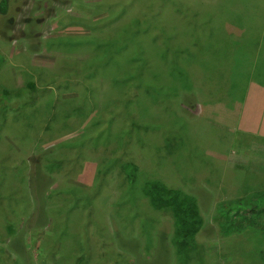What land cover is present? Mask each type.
<instances>
[{
  "label": "rangeland",
  "instance_id": "rangeland-1",
  "mask_svg": "<svg viewBox=\"0 0 264 264\" xmlns=\"http://www.w3.org/2000/svg\"><path fill=\"white\" fill-rule=\"evenodd\" d=\"M102 1L0 0V264H77L74 257L86 264H264L260 232L218 228L221 203L264 195V113L247 105L264 96V0H185L197 11L199 3L203 12L214 9L219 37L230 36L232 50L221 69L225 89L212 93L194 75L203 71L193 69L183 76L191 91L171 83L173 101L150 92L163 65L149 49L154 32L143 34L146 63L121 35L126 18L160 11L170 18L171 0H155V11L148 0H126L124 11ZM185 11H174L173 26L193 20L195 12ZM94 36L105 42L100 51L96 43L83 47ZM114 40L130 52L103 69L100 52ZM138 60L147 66L142 73ZM73 61L90 72L78 63L73 69ZM72 69L77 76L65 78ZM124 80L131 86L123 90ZM178 133L191 144L182 157L179 140L167 139ZM64 154L63 168L52 173L61 160H50ZM38 157L43 169L54 164L42 171L47 178L14 183L17 173L31 176ZM131 161L140 168L133 181L124 167ZM154 179L198 199L205 226L192 255L176 251L172 217L145 196ZM39 183L45 189L37 193Z\"/></svg>",
  "mask_w": 264,
  "mask_h": 264
},
{
  "label": "trees",
  "instance_id": "trees-1",
  "mask_svg": "<svg viewBox=\"0 0 264 264\" xmlns=\"http://www.w3.org/2000/svg\"><path fill=\"white\" fill-rule=\"evenodd\" d=\"M171 2L175 6L174 11L179 12L180 15H184L186 13L185 8H190L195 12L193 20L186 18L188 22L185 28H181L176 24L174 26L171 24V22H175L174 11L170 14V18L167 15H163L162 11L156 13L157 15L153 16L152 18L142 17V19H140V17L133 16L131 19H135L132 21L133 23L131 22L132 24H128L129 20L131 19L126 18L123 23L124 25H122V37H126L127 40L134 43L137 51L136 57H138V59L141 61L145 60L144 56H146L145 42L147 38L143 34L148 35L149 31L154 32V36H150V40L154 42V45L150 43V46H148L157 57L159 56L158 60L160 59L163 62V65L155 69V71H158L157 76H154L151 73L155 81L154 84L156 85L151 86L153 87V90L150 92L154 94L155 98L160 100H167L170 98V100L173 101L172 92L175 87H179L178 90H180L181 94H184L183 91H191L194 88L193 83L183 79V76L188 77L189 71L193 69H200L203 71L198 72L195 70L194 75L198 76L201 74V76H203L204 83H210L209 86L211 87V90L209 91H212V93L214 92L215 94L216 90L218 89H225V86L223 83H221L223 80L221 69L224 68L227 59L231 56L232 42L230 41V36H228L224 31L222 33L225 36L219 37V32L216 30L218 26L215 23L216 16L214 15V9L209 8V10L205 11V13L200 8L201 5H204L201 3L196 6V8L200 9V12L191 7L190 4H187L185 0H171ZM102 3L107 5H116L121 11H124L127 5L126 0H103ZM144 5L149 7L151 11L157 10L155 7V0H148ZM199 15L200 18H198ZM191 25H193V27L188 29L187 27ZM93 38V42L85 44L83 47H91L92 43H96L95 45L97 47L99 46L100 51L101 46L104 45L105 42L103 43L102 41H98L95 36ZM66 40L67 39H59L57 40V43L64 42ZM190 41L191 44L188 46ZM127 44L124 43L123 40H114L109 45L108 50L100 52V67L103 69L104 67L109 69L108 67L112 62L114 63L113 65H119L121 56L130 52L129 46L127 47ZM154 47L156 50L152 49ZM123 49L125 50L123 51ZM139 53H141L143 58H140ZM91 56L92 53L89 52V57L91 58ZM125 60L126 59H124V61ZM146 62L147 61L145 60V63ZM77 63L79 64V67L77 68H79L80 71H89L87 66L85 67L86 62L82 66L78 61H73L70 63V66L73 68L74 64ZM137 67H139L141 73L147 68L146 64L143 62L141 63L139 60L136 65V68ZM73 69L70 72L68 71L64 77L67 78L77 76V71H73ZM79 77L82 79L81 75ZM131 77L136 76L135 74H132ZM225 77L226 76L224 73V78ZM114 81H117V79H114ZM197 81H199L198 78ZM172 82H175V87L172 86ZM120 83V87H122L123 90L126 86H131V83H129L127 80L120 81ZM159 87L162 88L161 91L159 90ZM6 94L8 95V93ZM165 94H168L171 97H167ZM188 95L191 96V94ZM188 95L185 99H188ZM259 97L260 101L256 99V102L250 103L249 99L248 102L247 100L246 102L247 105H253L255 107V111H258V115H262V113H264L262 110V106L264 107V96L262 94ZM68 101L69 100L65 101L64 103ZM82 111L84 110L82 109ZM83 116L86 118L87 114H83ZM53 122L54 117L51 119L49 125L53 124ZM169 122L171 121H167V124ZM49 125L46 128L48 131ZM260 126L264 128V120L260 123ZM182 136L183 135H181V133H178L176 137L169 135L167 138L169 144L172 141L171 139L179 140L178 143H181L180 149L178 151L180 154L179 157L184 156L185 153L191 148V144L189 146V143ZM79 149H81L79 152L85 150L83 147H79L77 152ZM159 153L162 154L161 152ZM43 156L47 158L48 154H43ZM36 159L38 160L33 171L29 169L30 167L28 168L32 172L31 176L26 174L27 172L25 174L17 173V176L12 178L14 183L22 185L24 183L25 185H29V180H31L32 183V181L35 179L47 178L44 175L45 173L42 171L51 169V167H54L52 166L54 164L47 163L45 169H43V167L40 166L41 163L39 162V157ZM65 159L67 160V155L64 154L63 158L57 157L50 160L51 162L56 163L60 162L61 160V164H56L57 168L52 173L58 174L61 171ZM30 161L31 160L29 159L25 161V163H30ZM31 167H34V165ZM124 167L126 173L129 175V180L133 181L136 177V172L140 169L139 166H136V163L131 161ZM3 176L7 177L5 173H3ZM37 187V193L38 191L45 189V186L41 183L37 184ZM31 189L29 191H31ZM143 192L155 210L166 211L172 217L174 231L172 242L179 254L182 256L192 255L194 252H196V250L202 247V245H200L198 242V235L203 231L205 221L201 214L199 202L196 197L159 179L147 181L145 183ZM32 194L34 195L33 191ZM40 199L39 201L42 204V208L45 209L47 207L46 200L43 198V201H41ZM54 210L55 208H51L50 212H54ZM218 220L219 231L224 235L239 233L248 228H253L264 236V195L253 198H241L236 201L221 203L218 210ZM51 238L52 237H48L47 239ZM74 260L77 262V264H86L84 257H74ZM64 261L66 263L71 262L70 259H64Z\"/></svg>",
  "mask_w": 264,
  "mask_h": 264
}]
</instances>
